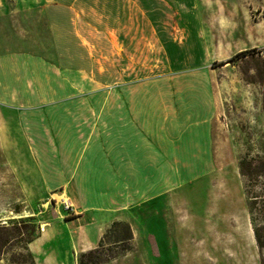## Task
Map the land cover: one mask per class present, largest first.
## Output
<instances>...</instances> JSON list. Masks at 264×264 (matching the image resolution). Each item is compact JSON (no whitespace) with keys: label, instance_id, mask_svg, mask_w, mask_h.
I'll use <instances>...</instances> for the list:
<instances>
[{"label":"crops","instance_id":"0c3cea01","mask_svg":"<svg viewBox=\"0 0 264 264\" xmlns=\"http://www.w3.org/2000/svg\"><path fill=\"white\" fill-rule=\"evenodd\" d=\"M19 1L34 4L0 12V193L30 194L36 173L109 214L213 162L212 78L180 72L205 48L169 41L158 0Z\"/></svg>","mask_w":264,"mask_h":264},{"label":"rangeland","instance_id":"374dc122","mask_svg":"<svg viewBox=\"0 0 264 264\" xmlns=\"http://www.w3.org/2000/svg\"><path fill=\"white\" fill-rule=\"evenodd\" d=\"M163 1L147 9L164 13L169 41L205 48L193 61L202 68L180 72L212 78L213 162L159 200L109 214H80L65 193L45 194L36 173L30 194L0 193V225L34 219L21 233L33 234L35 264H264V0ZM33 4L0 0V12L16 18ZM18 255L6 246L0 264Z\"/></svg>","mask_w":264,"mask_h":264},{"label":"trees","instance_id":"16d2710c","mask_svg":"<svg viewBox=\"0 0 264 264\" xmlns=\"http://www.w3.org/2000/svg\"><path fill=\"white\" fill-rule=\"evenodd\" d=\"M250 52H253V51L242 52L236 55L234 58L239 59L241 57H245L248 54H250ZM218 66L223 67L225 66V63H219ZM33 222H34V219L32 217H29V218L19 219L18 221L8 222L5 225H0V258L2 256V249H4L6 246H10V247L19 246L24 251V255H18V256L11 257L9 259V263L10 264H35L34 259L27 248V246L33 240V234H29L26 231L24 235H22L21 233V226L24 227L27 224H32ZM25 235H27V238L24 237Z\"/></svg>","mask_w":264,"mask_h":264},{"label":"built area","instance_id":"2783aa9c","mask_svg":"<svg viewBox=\"0 0 264 264\" xmlns=\"http://www.w3.org/2000/svg\"><path fill=\"white\" fill-rule=\"evenodd\" d=\"M64 205H65V208H66V210H69L70 208H71V205H67L66 203H64Z\"/></svg>","mask_w":264,"mask_h":264},{"label":"bare ground","instance_id":"6f19581e","mask_svg":"<svg viewBox=\"0 0 264 264\" xmlns=\"http://www.w3.org/2000/svg\"><path fill=\"white\" fill-rule=\"evenodd\" d=\"M55 199L59 201L62 200L61 196H56V195H55Z\"/></svg>","mask_w":264,"mask_h":264}]
</instances>
